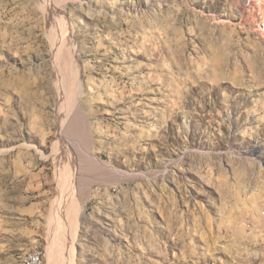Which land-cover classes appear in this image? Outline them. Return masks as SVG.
I'll return each instance as SVG.
<instances>
[{"label":"rangeland","instance_id":"374dc122","mask_svg":"<svg viewBox=\"0 0 264 264\" xmlns=\"http://www.w3.org/2000/svg\"><path fill=\"white\" fill-rule=\"evenodd\" d=\"M34 249L264 264V0H0V264Z\"/></svg>","mask_w":264,"mask_h":264},{"label":"bare ground","instance_id":"6f19581e","mask_svg":"<svg viewBox=\"0 0 264 264\" xmlns=\"http://www.w3.org/2000/svg\"><path fill=\"white\" fill-rule=\"evenodd\" d=\"M258 1L260 2L261 0H250V2H257V3H258ZM59 56H61V55H59ZM75 57H74V59H72L71 57H68L64 53L60 58L61 63L59 65V75L58 76H61V79L63 80V84H64L65 89L67 91H75V89H76L75 84L77 83V80H78L77 76H79V75H78V72H76L77 66L74 65V62H76V64H77V57L76 58ZM70 128L78 136L79 135L81 136L83 134L82 142L87 145V140L85 138L86 131L84 132V130H82L80 123H71ZM71 199H72L71 204H75L74 199L73 198H71ZM62 211H64V210H62ZM59 215H60V217L58 216V218H60L59 220H61V222H66L65 220H67V218H71V216H72V214L69 213L68 210H65L64 212H62V214L60 212ZM27 256H31V252L26 253L21 258V260L18 262V264H20L25 258H27ZM36 258H37V260H43L41 253L37 250H36Z\"/></svg>","mask_w":264,"mask_h":264},{"label":"built area","instance_id":"2783aa9c","mask_svg":"<svg viewBox=\"0 0 264 264\" xmlns=\"http://www.w3.org/2000/svg\"><path fill=\"white\" fill-rule=\"evenodd\" d=\"M44 260H37L36 249L31 250V256H27L20 264H43Z\"/></svg>","mask_w":264,"mask_h":264},{"label":"crops","instance_id":"0c3cea01","mask_svg":"<svg viewBox=\"0 0 264 264\" xmlns=\"http://www.w3.org/2000/svg\"><path fill=\"white\" fill-rule=\"evenodd\" d=\"M21 226V225H20ZM20 234H22V227H21V229H20Z\"/></svg>","mask_w":264,"mask_h":264}]
</instances>
